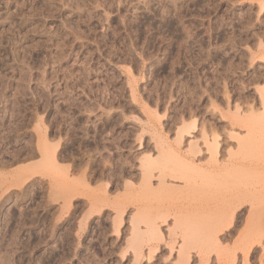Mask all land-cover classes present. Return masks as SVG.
<instances>
[{
    "label": "rangeland",
    "instance_id": "374dc122",
    "mask_svg": "<svg viewBox=\"0 0 264 264\" xmlns=\"http://www.w3.org/2000/svg\"><path fill=\"white\" fill-rule=\"evenodd\" d=\"M0 258L264 264V0H0Z\"/></svg>",
    "mask_w": 264,
    "mask_h": 264
},
{
    "label": "bare ground",
    "instance_id": "6f19581e",
    "mask_svg": "<svg viewBox=\"0 0 264 264\" xmlns=\"http://www.w3.org/2000/svg\"><path fill=\"white\" fill-rule=\"evenodd\" d=\"M194 146H195V143H192V144L190 145V147H191L192 149H193ZM216 146H217V140H216V138L214 137L213 141H212L210 144H208V147H209V149L211 150L212 153H216ZM194 149H195V148H194ZM53 151H54V150H53ZM193 152H194V151H193ZM195 153L197 154V153H199V151H198V152H195ZM174 154H175V153H174ZM196 154H195V155H196ZM192 155H193V154H192ZM195 155H194V156H195ZM196 156H197V155H196ZM147 158H148V157H147ZM149 158H150V157H149ZM152 159H153V158H152ZM178 159H179V158H178ZM150 160H151V159H149V161H150ZM144 161H145V160H144ZM147 161H148V160H147ZM151 161H152V160H151ZM153 161H155V160L153 159ZM146 163H147V162H146ZM148 164H149V162H148ZM145 165H147V164H145ZM149 165H150V164H149ZM151 165H152V164H151ZM154 165H155V163H154ZM152 168H153V167H152ZM143 169H144V168H143ZM144 170H145V169H144ZM145 171H147V170H145ZM145 171H144V172H145ZM144 172H143V173H144ZM163 174H164V173H163ZM145 176H146V175H145ZM149 176H150V174H149ZM161 176H162V175H161ZM161 176H160V177H161ZM165 177H166V176H165ZM160 179H162V177H161ZM163 179H164V177H163ZM163 182H164V181H163ZM4 222H5V221H4ZM1 223H3V222H1ZM7 225H8V223H7ZM5 227H6V226H5ZM2 245H3V244H2ZM9 245H10V244H9ZM7 246H8V245H7ZM1 249H2V248H1ZM4 250H5V249H4ZM6 251H7V250H6ZM7 252H8V251H7ZM7 252H5L3 255H5L6 257H9L11 254H10L9 252H8V253H7ZM9 254H10V255H9ZM183 256L185 257V255L183 254V255H181V258H182ZM184 257H183V258H184ZM0 259H1V258H0ZM8 259H9V258H8ZM6 263H7V262H6ZM8 263H9V262H8ZM4 264H5V263H4Z\"/></svg>",
    "mask_w": 264,
    "mask_h": 264
}]
</instances>
